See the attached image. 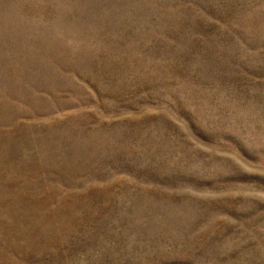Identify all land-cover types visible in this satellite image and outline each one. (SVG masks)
Here are the masks:
<instances>
[{
    "label": "rangeland",
    "instance_id": "374dc122",
    "mask_svg": "<svg viewBox=\"0 0 264 264\" xmlns=\"http://www.w3.org/2000/svg\"><path fill=\"white\" fill-rule=\"evenodd\" d=\"M0 264H264V0H0Z\"/></svg>",
    "mask_w": 264,
    "mask_h": 264
}]
</instances>
